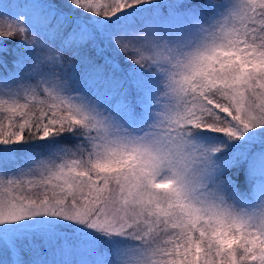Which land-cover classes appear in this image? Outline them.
<instances>
[{"label":"snow or ice","instance_id":"snow-or-ice-1","mask_svg":"<svg viewBox=\"0 0 264 264\" xmlns=\"http://www.w3.org/2000/svg\"><path fill=\"white\" fill-rule=\"evenodd\" d=\"M25 8L0 13V264H264V0Z\"/></svg>","mask_w":264,"mask_h":264},{"label":"trees","instance_id":"trees-1","mask_svg":"<svg viewBox=\"0 0 264 264\" xmlns=\"http://www.w3.org/2000/svg\"><path fill=\"white\" fill-rule=\"evenodd\" d=\"M38 2V0H2L0 1V13H3L4 10H7L8 12L5 13V15L7 14H11L12 16H15L17 13H21L23 11L26 10L25 6ZM161 3H168L169 0H160ZM53 258L60 260V259H69V260H80L83 258H87L84 256H67V257H61L59 255L53 257L51 255V253L48 255L47 259L48 260H52Z\"/></svg>","mask_w":264,"mask_h":264},{"label":"rangeland","instance_id":"rangeland-1","mask_svg":"<svg viewBox=\"0 0 264 264\" xmlns=\"http://www.w3.org/2000/svg\"><path fill=\"white\" fill-rule=\"evenodd\" d=\"M0 1H2V0H0ZM4 257L2 256V255H0V259H3Z\"/></svg>","mask_w":264,"mask_h":264}]
</instances>
